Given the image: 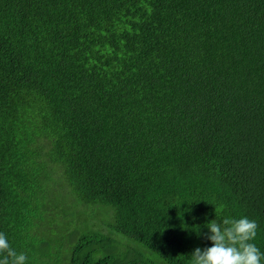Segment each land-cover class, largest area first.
Returning a JSON list of instances; mask_svg holds the SVG:
<instances>
[{
	"label": "trees",
	"instance_id": "trees-1",
	"mask_svg": "<svg viewBox=\"0 0 264 264\" xmlns=\"http://www.w3.org/2000/svg\"><path fill=\"white\" fill-rule=\"evenodd\" d=\"M88 206L137 244L64 222ZM245 216L264 253V0H0V232L27 264H191Z\"/></svg>",
	"mask_w": 264,
	"mask_h": 264
},
{
	"label": "clouds",
	"instance_id": "clouds-1",
	"mask_svg": "<svg viewBox=\"0 0 264 264\" xmlns=\"http://www.w3.org/2000/svg\"><path fill=\"white\" fill-rule=\"evenodd\" d=\"M258 224L248 217H225L218 223L215 219L207 224L208 233L204 238L212 246L203 250L197 247L191 253V264H262L264 253L253 241L257 235ZM0 264H27L25 253H17L0 232Z\"/></svg>",
	"mask_w": 264,
	"mask_h": 264
},
{
	"label": "rangeland",
	"instance_id": "rangeland-1",
	"mask_svg": "<svg viewBox=\"0 0 264 264\" xmlns=\"http://www.w3.org/2000/svg\"><path fill=\"white\" fill-rule=\"evenodd\" d=\"M64 222L71 227H76L80 232L100 233L104 235L110 234L111 238L115 241V244L112 246V242L111 246H115L116 253L121 252L124 242H128L132 245L137 244L128 237L110 231L109 225L113 222V212L106 207L88 206L87 208H81L76 214L69 213L67 217L65 216ZM137 247L142 249L140 245H137ZM125 248L126 243L124 245V249ZM146 253L152 255L149 251Z\"/></svg>",
	"mask_w": 264,
	"mask_h": 264
}]
</instances>
